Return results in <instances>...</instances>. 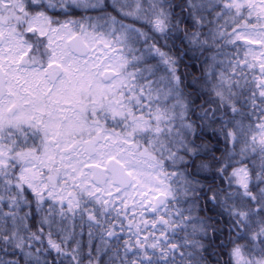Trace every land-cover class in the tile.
Masks as SVG:
<instances>
[{"label": "snow or ice", "instance_id": "1", "mask_svg": "<svg viewBox=\"0 0 264 264\" xmlns=\"http://www.w3.org/2000/svg\"><path fill=\"white\" fill-rule=\"evenodd\" d=\"M0 264H264V0H0Z\"/></svg>", "mask_w": 264, "mask_h": 264}]
</instances>
